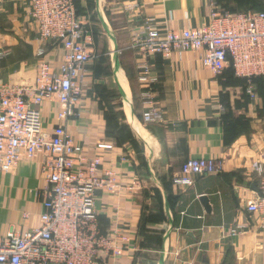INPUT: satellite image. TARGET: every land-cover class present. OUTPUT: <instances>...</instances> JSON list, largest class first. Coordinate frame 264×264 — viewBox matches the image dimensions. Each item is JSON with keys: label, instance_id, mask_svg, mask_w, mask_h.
I'll return each instance as SVG.
<instances>
[{"label": "crops", "instance_id": "crops-1", "mask_svg": "<svg viewBox=\"0 0 264 264\" xmlns=\"http://www.w3.org/2000/svg\"><path fill=\"white\" fill-rule=\"evenodd\" d=\"M76 3L94 55L79 81L78 115L60 119L56 97L40 110L49 132L65 125L88 156L102 159L101 172L113 170L120 183L116 192H96L100 230L110 237L117 230L122 245L118 255L100 251V262L264 264V222L246 208L260 192L252 165L264 162V94L256 90L257 97L250 98L243 77L229 67L221 73L205 67L201 51L143 56L132 47L140 27L200 28L213 10L264 11V0ZM65 53L62 45L40 40L31 0H0V87L33 86L40 62L57 70ZM142 73L154 80L140 81ZM150 106L160 110L162 121H144ZM100 143L113 147L98 149ZM48 158L43 151L22 152L11 170L0 171V236L40 225L44 208L38 191L47 186L42 167ZM188 158L221 159L224 168L193 177L190 186L174 184ZM238 224L245 230L232 236Z\"/></svg>", "mask_w": 264, "mask_h": 264}, {"label": "built area", "instance_id": "built-area-1", "mask_svg": "<svg viewBox=\"0 0 264 264\" xmlns=\"http://www.w3.org/2000/svg\"><path fill=\"white\" fill-rule=\"evenodd\" d=\"M76 1L31 0V16L40 40L60 44L66 53L57 70L42 60L33 86L0 87V171L11 170L22 152L28 156L38 151L49 154L42 167L47 186L38 191L44 208L40 225L0 236V264H102L100 251L118 255L122 247L114 236L117 230H113V237L101 232L95 207L98 189L116 192L120 188L116 173L110 169L101 172L102 159L88 156L65 125L49 132L40 110L45 100L56 97L61 105L60 119L78 115L76 104L82 96L79 81L94 55L88 50L91 32L78 14ZM132 47L143 56L201 51L205 67L217 73L231 67L236 76L245 78L246 93L254 99L253 78L264 75V11L213 10L208 24L200 28L143 26L134 33ZM38 53L44 56L45 51ZM153 80L144 73L140 76L146 84ZM143 119L160 122L162 114L150 106ZM112 147L97 145L98 149ZM223 168L221 159L188 158L173 183L190 186L193 177L220 174ZM252 168L260 177V192L246 208L264 222V162L256 161ZM244 230L245 225L238 224L230 234L235 236Z\"/></svg>", "mask_w": 264, "mask_h": 264}, {"label": "trees", "instance_id": "trees-1", "mask_svg": "<svg viewBox=\"0 0 264 264\" xmlns=\"http://www.w3.org/2000/svg\"><path fill=\"white\" fill-rule=\"evenodd\" d=\"M231 68V67H230ZM232 69V68H231ZM238 78H240V77H238ZM244 80H245V82H246V79L244 78ZM253 82H254V84H256V86H257V89L261 92V93H263L264 94V75H261V76H258V77H255V78H253ZM239 123V125H241L240 123H241V121H239L238 122Z\"/></svg>", "mask_w": 264, "mask_h": 264}, {"label": "water", "instance_id": "water-1", "mask_svg": "<svg viewBox=\"0 0 264 264\" xmlns=\"http://www.w3.org/2000/svg\"><path fill=\"white\" fill-rule=\"evenodd\" d=\"M200 200L204 204V207L206 208V211L210 212L211 211V207H210V204H209V198L207 196L203 195V196L200 197Z\"/></svg>", "mask_w": 264, "mask_h": 264}, {"label": "rangeland", "instance_id": "rangeland-1", "mask_svg": "<svg viewBox=\"0 0 264 264\" xmlns=\"http://www.w3.org/2000/svg\"><path fill=\"white\" fill-rule=\"evenodd\" d=\"M256 90H257V93H258V89H257V87H256Z\"/></svg>", "mask_w": 264, "mask_h": 264}]
</instances>
